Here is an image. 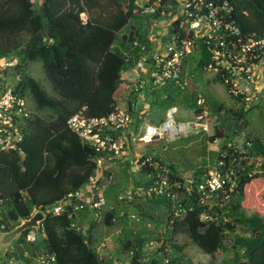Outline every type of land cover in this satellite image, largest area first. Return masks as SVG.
Wrapping results in <instances>:
<instances>
[{
	"label": "trees",
	"instance_id": "1",
	"mask_svg": "<svg viewBox=\"0 0 264 264\" xmlns=\"http://www.w3.org/2000/svg\"><path fill=\"white\" fill-rule=\"evenodd\" d=\"M112 1L117 7L116 12L105 16L101 0H43L42 5L49 17V36L45 32L43 18L37 15L39 6L30 0H3L0 4V58L12 53L20 57V79L16 90L22 95H30L35 106L23 132L21 148L24 154L13 150L0 151V195L5 198L2 215L11 231L36 210L44 212L46 217L36 241L26 240V236L34 229L25 230L21 234L20 242L29 244L31 257L38 255L36 250L42 248L41 254H55L58 264H105L103 254L106 252L99 254L96 247L106 236L105 229L121 225L118 224L116 208H107L101 222L89 223V230L85 235L72 227L73 223H79L76 222L77 218L85 213L77 211L76 215L71 207L60 214H53L51 210L70 192L85 185L96 168L95 150L68 128V119L78 112L101 118L116 111L119 108L118 93L126 89L123 72L140 62L143 54L141 48L133 47V42L137 40L150 49V29H136L134 26L128 35L123 34L120 47L116 46L119 32L129 24L132 17L141 13V9L136 0ZM241 9L249 11V15H242ZM83 12L88 13L87 23L82 22ZM235 17L247 31L263 29L264 0H238ZM18 35H26L28 39L20 44L12 43L11 36ZM199 42L200 51L190 57L188 67L191 62H196L199 69L206 70L210 54L200 39ZM38 61L42 63L53 94L24 69L25 64ZM213 77L222 83L219 77ZM169 84L172 83H167ZM165 86L166 84L162 87ZM165 98L166 102H170L168 108L178 105L175 104L176 97L168 94ZM236 100L245 107L240 98ZM192 107L199 115L205 109V103L198 104L194 97ZM37 109L47 110L50 115L40 116ZM128 110L136 115L131 103ZM243 112L244 110H240L236 113L238 121L243 119ZM132 128L127 132H131ZM222 136L223 133L217 131L210 140L215 141ZM247 144V151L240 152L226 142L219 153L216 164L223 160V170L230 171L232 168L237 180V186L228 193V199L224 198V193H219L201 202L203 196L196 187L203 178L197 174L192 184L186 183L174 166L167 165L172 171L169 177L179 179L183 189L191 184L193 194L188 195L185 190H181V204L187 210L174 221L171 217L167 218L166 225L170 231L163 242L160 238L156 240L162 243L156 246L157 253L162 252L174 264H182V246L175 240L176 234L182 231L212 259L223 251H231V257L222 264H264V142L254 140ZM147 158L141 157L137 162L143 163ZM150 158L151 162L159 161L164 164L155 157ZM258 158L262 159L261 164ZM129 160L128 155L127 161ZM151 170L153 166L147 163L140 172L147 175ZM209 170H201L199 173L205 175ZM142 183L138 181L136 187L145 186ZM259 184L260 191L256 189ZM119 201L125 203L126 199ZM133 201L129 200L127 204H135ZM146 201L170 209L173 206L171 201L164 198ZM205 211L212 214V220L202 221L201 214ZM248 211L252 213L248 214ZM79 212L82 214L79 215ZM125 217L126 214L122 216ZM215 220L217 223L210 227ZM97 224H100L97 227L98 234L103 236L99 243V237L94 234ZM81 225H87L86 221L82 219ZM146 227L137 230L125 222L124 230L119 234L128 232L131 236L123 242L127 259L129 252L133 250L134 261L138 263L145 246L152 242L153 237L146 234ZM230 234L234 238L228 247L227 238ZM168 247L175 251L167 253ZM20 253L23 252H9L7 255L14 254V257ZM156 255L150 256V264H156Z\"/></svg>",
	"mask_w": 264,
	"mask_h": 264
},
{
	"label": "built area",
	"instance_id": "2",
	"mask_svg": "<svg viewBox=\"0 0 264 264\" xmlns=\"http://www.w3.org/2000/svg\"><path fill=\"white\" fill-rule=\"evenodd\" d=\"M37 6H42L43 0H30ZM238 0H136L140 3L141 13L152 16L154 29L149 34L150 49L139 41L133 42L134 48H141V65L145 66V76L151 89H157L167 83L175 84L185 89L188 81L185 72L189 59L200 51V42L210 54V61L206 71L219 77L228 94L235 99L240 98L245 107H254L264 98V28L259 31H247L238 23L235 17ZM242 1V0H241ZM242 5V2H241ZM170 6V7H169ZM170 9H178L174 20L167 23L168 29L164 31L161 22L165 21L163 15ZM242 15H249V11L241 9ZM158 16H155L157 15ZM83 23H87L88 13H81ZM175 23V26H174ZM203 28L201 36L196 33ZM21 59L12 53L0 58V151L13 150L24 154L21 144L24 140V129L33 114V105L27 96L16 90L20 79L19 65ZM142 81L133 85V90L141 92ZM204 103V100H201ZM177 108H171L172 115ZM169 116L171 123L175 124L173 116ZM209 111L204 109L193 123L192 131L199 134L209 132ZM135 122L134 115L128 109L118 108L106 117H89L83 112L73 114L67 121V126L75 132L83 143L95 150L94 160L96 168L88 182L79 189L70 192L63 200L57 202L52 208L53 214L63 213L67 207L74 211H81L91 215L93 221L101 222L107 211L106 180L111 178L110 165L121 163L129 155L128 143L125 133ZM259 164L262 159L258 158ZM150 163L153 166L146 175L145 186L135 187L132 192L121 195L120 200H134L135 196L143 199H168L173 203L174 221L186 212L181 204V190L188 195L193 194V187L183 189L182 182L171 179V169L159 161L151 162L148 157L143 165ZM225 162L220 160L210 169L198 183L197 187L202 194L201 202L211 199L216 194L224 193L229 198L237 186L233 176V169L224 171ZM5 198L0 195V234L7 232L9 223L3 219L2 209ZM213 207L211 202L210 208ZM134 221L140 222L139 215H132ZM213 216L209 212L201 214L202 221H210ZM82 220V219H81ZM85 220V219H83ZM86 221V220H85ZM12 224V222L10 221ZM150 226V224H149ZM73 228L88 233L89 224L82 226L73 223ZM118 229L117 233H121ZM40 235V234H39ZM28 242L37 240L34 229L26 236ZM108 238L105 236L102 243L96 247L99 254L107 247ZM143 254L134 261L135 252H129L128 259L113 264H150V256L156 255V264H174L162 252L157 253L155 242L147 244ZM9 264H58L57 256L53 253L38 254L35 257L24 252L22 256L12 257Z\"/></svg>",
	"mask_w": 264,
	"mask_h": 264
},
{
	"label": "rangeland",
	"instance_id": "3",
	"mask_svg": "<svg viewBox=\"0 0 264 264\" xmlns=\"http://www.w3.org/2000/svg\"><path fill=\"white\" fill-rule=\"evenodd\" d=\"M2 1L3 0H0V4ZM101 2L105 16H110L116 12L117 7L113 4L112 0H101ZM137 5L140 6V3H137ZM177 10L178 9L168 8L163 15L166 22L162 21L160 27L164 29V31L168 29L167 23H171V21L175 19ZM133 26L136 27V29H150L149 31L154 29L150 15H144L143 13L137 14V16L132 17L129 24L117 35V47H120L123 34L125 33L128 35ZM27 39L28 36L26 35L11 36L12 43L15 42L20 44ZM196 64V62H191L189 67L187 66L186 72L188 75H185V79L188 81V85L185 89H181L175 84H166L162 92L158 91L157 99L148 106V109L146 107L145 114L143 115L144 119L139 129H134L132 130L133 132L131 131L133 133L132 145L134 149V159H130L129 161L124 159L120 164L113 163L110 165V174L112 176L110 179L106 180L107 208H116L115 211L119 222L118 224L121 225L120 227L114 225L105 229L106 237L108 238L107 247L104 248L106 254H103L105 264H113L115 259L122 261L126 258L127 251L124 249L123 242L130 239L131 236L128 232L122 235L117 233L118 228L124 230L125 222L128 223L129 227L137 230L147 225L146 228L148 232L146 234L153 237L152 242H155L156 246L162 245V243L156 241L158 238H160L161 242L168 238V231H170V228L166 225V221L168 217L173 216V209L146 201V199L136 196L133 202L138 204V206L135 204H127V201H129L127 198L125 203H122L118 199L121 195L125 196L132 192L137 186L138 181L145 182L146 175L140 172L141 168H139L140 165L137 162L139 158L155 157L165 165H172L183 177L185 182L190 183L195 179L197 174L203 178L204 175L199 173L201 170L206 171L214 168L219 153L226 142L228 144L231 143L232 147H235V149L240 152L247 151L246 147L249 142H254V140H261L264 142V98L259 105L248 109V107H244L238 100L230 96L224 85L214 79L211 72L199 69ZM24 69L28 74L37 79L50 94H53V89L46 78L41 62L38 61L25 64ZM133 92L135 93L136 91L133 90ZM121 94L122 93L119 92L117 97L119 98L120 107L124 109L128 104H125V100L122 99ZM168 94L177 98V100L175 99V104H178V110L172 115L174 120L184 123L187 122L185 126L174 125L170 122L169 116L171 114L169 113L171 109L167 107L170 102L169 100H167V102L165 101V96ZM27 97L34 109L35 106L32 97L28 94ZM194 97L198 100V104L202 103L201 100H204L205 108L208 109L210 113L209 132L197 134L192 131L193 123L197 116L195 108L192 107V99ZM166 110L167 112H165ZM240 110H244V117L241 121H238L236 113ZM37 113L43 117L50 115V112L47 110H38ZM162 116L165 117H163L165 122L158 123ZM134 118H137L136 115ZM148 124H155L156 134L154 133V136L151 134L152 131L146 128ZM217 131L223 133V136L217 137L215 141H211L210 137L216 135ZM189 186H191V184ZM256 189L260 191L261 185H257ZM251 213L252 211H248V214ZM81 214L82 213L79 212V215ZM125 214L126 217L122 218ZM132 215H139L141 221L135 223L131 218ZM81 219H85L86 224L93 221L91 215L88 214L81 215V218H77L76 222L81 224ZM17 224L18 223H16V225ZM98 226H100V224H98ZM98 229L99 228L96 229L94 234L99 237V243L102 241L103 236L98 234ZM238 231H240V229H238ZM233 238V234L228 236V247H230ZM175 240L178 245L182 246V264H210L212 262L215 264H222L231 257V251L227 250L218 254L215 259H212L209 254L200 249L191 238L182 231L176 234ZM20 241L21 235L13 243L15 251L23 253L28 252L29 256H31V252L28 249L29 244ZM36 251L37 254H41L42 248ZM166 251L170 254L175 250L172 247H168ZM23 253L15 256H22ZM13 255H6L2 259L1 264H9L8 262L13 259Z\"/></svg>",
	"mask_w": 264,
	"mask_h": 264
},
{
	"label": "crops",
	"instance_id": "4",
	"mask_svg": "<svg viewBox=\"0 0 264 264\" xmlns=\"http://www.w3.org/2000/svg\"><path fill=\"white\" fill-rule=\"evenodd\" d=\"M187 66H188V64H187ZM145 70H146L145 69V66H142L140 62H137V64H135L134 67H132L131 69L126 70V71L123 72V78L126 81V89H125V91L122 92V94H121L122 96L121 97H122L123 100H125V104H128V106H126L124 108L125 109L126 108L128 109L129 108V105L131 103V107L135 111L136 117H137L135 119V122H134L136 125L134 124L135 126L133 128L131 127L132 130H134V129L135 130H138L139 129V126L142 124V121L144 119L143 115L145 114L146 107L148 109V106L151 105L157 99V97H158V91H161L162 92V90L165 89V87L164 88L162 87V89H159V88H157V89H151V87H150V85H149V83L147 81V77L145 76ZM186 70H187V67H186ZM139 81H142L143 88H142V90H141L140 93H136V92L134 93L133 92V85L135 83L139 82ZM127 98H128V100H127ZM117 101H118L119 108H122L119 105V98L118 97H117ZM176 108L178 109V105L176 106ZM168 109H171V108H168ZM165 112H167V110ZM172 113H173V111H171L169 114L172 115ZM163 117L164 116L161 117V119L159 120L158 123L165 122V120H163ZM175 122H176L175 123L176 125H182V126H185L186 123H187V122L184 123V122H180V121L179 122L178 121H175ZM164 124H166V123H164ZM154 125L155 124H148L146 126V128H148L149 131H152V133H151L152 136H154V133L156 132V127ZM157 136H159V135H157ZM192 182L193 181H191L190 183L192 184ZM97 227H99L98 224L96 225L95 228H97Z\"/></svg>",
	"mask_w": 264,
	"mask_h": 264
},
{
	"label": "water",
	"instance_id": "5",
	"mask_svg": "<svg viewBox=\"0 0 264 264\" xmlns=\"http://www.w3.org/2000/svg\"><path fill=\"white\" fill-rule=\"evenodd\" d=\"M37 15L41 16L45 22V32L47 36L50 35V27H49V20H48V13L46 8L42 5L38 9ZM206 28H203L201 31L197 32L196 35L199 37L205 32ZM132 133L126 132L125 137L128 143L129 149V158L134 159V149L132 145ZM45 214L42 210H36L33 215L29 218L22 219L20 224L15 227L11 231L3 232L0 234V264L2 259L7 255V253L15 252L14 248V241L25 231L28 229H35L37 234L41 233L42 230V222L45 219ZM217 221H213L210 224V227L216 224Z\"/></svg>",
	"mask_w": 264,
	"mask_h": 264
}]
</instances>
